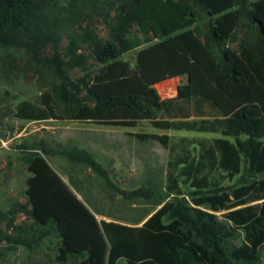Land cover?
Segmentation results:
<instances>
[{
	"label": "trees",
	"instance_id": "obj_1",
	"mask_svg": "<svg viewBox=\"0 0 264 264\" xmlns=\"http://www.w3.org/2000/svg\"><path fill=\"white\" fill-rule=\"evenodd\" d=\"M96 10L106 38L69 26L72 14ZM62 33L61 50L43 55ZM9 48L23 49L46 85L12 117L147 120L217 136L125 132L142 162L127 189L80 145L17 143L26 199L0 222L22 210L31 224L8 220L6 250L54 233L56 264H264V0H0V49ZM179 75L176 94L161 98L153 85ZM153 143L166 150L163 163L150 161ZM53 154L68 160L66 182L44 158Z\"/></svg>",
	"mask_w": 264,
	"mask_h": 264
},
{
	"label": "rangeland",
	"instance_id": "obj_2",
	"mask_svg": "<svg viewBox=\"0 0 264 264\" xmlns=\"http://www.w3.org/2000/svg\"><path fill=\"white\" fill-rule=\"evenodd\" d=\"M99 11H89L86 14H72L69 26L79 30L89 26L101 38L107 37L106 25ZM135 28L132 26L131 31ZM241 32L239 33V37ZM66 43V37L62 33L60 39L53 47L48 44L43 48L42 54L47 56L55 49L60 51ZM232 48L236 43H228ZM132 61L133 53L123 55ZM88 62L93 63L91 59ZM81 72L74 69L71 72L73 78ZM174 92L170 95L159 93L160 82L155 83L157 93L161 98L175 95L176 85L185 81V75L172 77ZM167 80V79H165ZM164 83V82H163ZM162 84V83H161ZM46 88L43 75L38 72V67L29 58L23 49H0V211L9 210L17 204H23L26 199V181L29 173L21 159V153L16 144L21 141L44 140L51 146L80 145L90 150L94 157L108 170L112 180L122 189L128 188V182L137 178L142 167L139 156L135 153V143L128 139L125 132L143 131L166 133L172 137L187 136L194 138H210L217 136L213 133L195 131L159 130L150 126L147 120L140 121L136 127H118L96 125L88 122H79L68 119H53L28 121L12 117L9 113L16 103L21 100L35 102L39 93ZM153 152L150 155L152 163H163L166 159V150L159 144L153 143L150 147ZM50 167L61 175L66 182V172L63 168L68 160L60 155H44ZM88 170V169H87ZM91 174H93L91 172ZM237 184L236 179L224 180L222 186L229 188ZM28 208V207H27ZM221 212L215 214L221 218ZM11 219L13 225H30L31 219L22 210L7 213V217L0 222V231L10 233L6 223ZM58 238L51 233L40 243L32 248L21 245L15 250H6L5 241L0 242V264H56L54 255Z\"/></svg>",
	"mask_w": 264,
	"mask_h": 264
},
{
	"label": "crops",
	"instance_id": "obj_3",
	"mask_svg": "<svg viewBox=\"0 0 264 264\" xmlns=\"http://www.w3.org/2000/svg\"><path fill=\"white\" fill-rule=\"evenodd\" d=\"M164 82V83H163ZM175 82L174 78H168L167 80H164L160 83L159 86V93L161 95H170L174 92L173 84ZM148 132V131H147Z\"/></svg>",
	"mask_w": 264,
	"mask_h": 264
},
{
	"label": "water",
	"instance_id": "obj_4",
	"mask_svg": "<svg viewBox=\"0 0 264 264\" xmlns=\"http://www.w3.org/2000/svg\"><path fill=\"white\" fill-rule=\"evenodd\" d=\"M176 92H177V89L175 88V94H176ZM21 245L20 244H18V248L20 247Z\"/></svg>",
	"mask_w": 264,
	"mask_h": 264
}]
</instances>
